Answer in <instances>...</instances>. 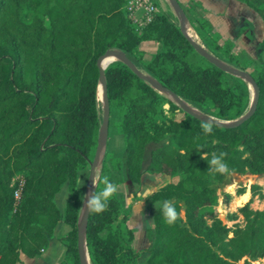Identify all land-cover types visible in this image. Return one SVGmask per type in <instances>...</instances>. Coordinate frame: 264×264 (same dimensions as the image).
Returning <instances> with one entry per match:
<instances>
[{
  "label": "trees",
  "instance_id": "1",
  "mask_svg": "<svg viewBox=\"0 0 264 264\" xmlns=\"http://www.w3.org/2000/svg\"><path fill=\"white\" fill-rule=\"evenodd\" d=\"M234 1L261 21L256 56L242 64L226 39L201 37L222 61L243 71L250 67L246 72L258 96L253 113L238 126L213 125L212 134L205 135L202 122L122 62L103 69L109 113L116 115L112 126L122 135L123 154L117 158L104 152L100 172L108 163L128 183L139 187L147 174L159 184L142 198L150 223L140 250L134 247L129 216L121 212L115 196L105 212H88L84 242L89 264H137L140 255L143 264H261L264 209L250 205L254 197L264 199L260 186L248 185L249 197L225 213L226 222L216 211L219 197L228 204L233 195H245L246 186L240 184L233 195L216 194L227 175H264V0ZM124 3L0 0V264H17L20 253L39 254L60 221L70 227L60 238L62 262L79 264L76 173L88 168L96 146V59L105 50H120L136 68L216 119L231 120L246 110V93L225 76L234 83L238 78L199 56L169 14L156 12L138 30ZM144 41L154 42L157 49L141 63L138 46ZM220 152L227 153L226 174L208 170L212 154ZM64 183L68 195L60 211L54 195ZM103 187L98 182L94 193ZM164 200L183 213L172 226L164 222Z\"/></svg>",
  "mask_w": 264,
  "mask_h": 264
},
{
  "label": "rangeland",
  "instance_id": "2",
  "mask_svg": "<svg viewBox=\"0 0 264 264\" xmlns=\"http://www.w3.org/2000/svg\"><path fill=\"white\" fill-rule=\"evenodd\" d=\"M152 1L155 3L157 11L166 12L170 15L171 19L178 24V20L167 0ZM177 2L185 14L188 32L192 35L193 39L208 52L212 53L206 47L201 35H211L213 37L226 39V41L233 45L235 55L242 64H244L246 58L256 56L258 42L262 35V24L258 16L244 4L234 0H177ZM212 54L221 59L218 53ZM139 70L143 72L142 67H140ZM245 70L248 72L250 67L247 66ZM225 79L230 85L232 83L237 85V90L239 92L246 93L248 106L251 97V87L249 83L240 78H238L239 81L235 83L231 81L228 76H225ZM110 132L111 131L109 130L108 138L111 137ZM114 133L119 136L116 131ZM97 170L98 167L96 168V173L98 175ZM147 181H149L151 185H153V183H155L154 185L159 184V181L152 176L149 178L147 177ZM251 183H256L261 189H264V175H227L223 179V182L217 186L216 194L220 195V193L224 191L233 194L234 188L238 184L245 185L246 189H248V185ZM61 192L63 194H66L67 192L65 183L63 184ZM245 197V195L238 197L237 200H235L236 206L239 205L237 201H242ZM232 203L229 207L231 206V208H235ZM259 203L260 202H258V204ZM262 208L264 209V205ZM216 211L218 218L225 222L226 209L221 204L217 203ZM133 222L136 224L133 226V229L136 231V243L139 246V244H142V240L145 242V228L149 225L150 218L148 215H145L144 217L139 215ZM258 262L263 264L264 258L258 260Z\"/></svg>",
  "mask_w": 264,
  "mask_h": 264
},
{
  "label": "water",
  "instance_id": "3",
  "mask_svg": "<svg viewBox=\"0 0 264 264\" xmlns=\"http://www.w3.org/2000/svg\"><path fill=\"white\" fill-rule=\"evenodd\" d=\"M167 1L178 20V27L180 32L182 33L186 41L190 44V46L193 48V50L199 56L203 57L208 63L212 64L222 72L240 78L242 80H246L249 83L251 87V97L247 109L241 115L231 120L216 119L210 115L200 112L194 107H191L183 99L179 98L170 90L166 89L161 84H159L154 78H152L148 74L136 68L130 62V60L125 56V54L120 50L118 49L105 50V52L96 59V66L98 68V77L96 84V100L99 102V107H100V124L97 130L96 146L93 153V157L89 161V165H88L89 173H88L87 186L84 197L91 196L94 193V185H93L92 177L95 175L96 168L100 166L102 155L104 153L103 150L107 135L109 107H108V99L106 95V83L104 79L103 69L111 62L120 61L123 64H125L136 76L144 80L151 88L156 90L158 93L165 95L169 100L173 101L182 111H184L186 114H188L189 116H191L192 118H194L199 122L202 123L209 122L212 125H216L219 127L233 128L238 126L244 120H246L254 111L258 96V89L251 76L246 71L233 67L232 65H229L226 62L222 61L221 59L215 57L212 53L208 52L196 41L191 39L184 30V26L186 24V17L182 8L178 4L177 0H167ZM111 58L114 59L110 61L108 64H106L104 67H102L104 61L107 59L110 60ZM232 175L238 176L234 173H232ZM81 208L79 210V214L76 222V252H77L79 264H89L85 242H84V232H85L88 210L87 208H85L84 211H82Z\"/></svg>",
  "mask_w": 264,
  "mask_h": 264
},
{
  "label": "crops",
  "instance_id": "4",
  "mask_svg": "<svg viewBox=\"0 0 264 264\" xmlns=\"http://www.w3.org/2000/svg\"><path fill=\"white\" fill-rule=\"evenodd\" d=\"M138 48L139 50L143 52L141 63H144L145 61H147L149 56L157 49V45L152 41H144L139 44ZM98 106H99V102H98ZM115 117L116 115L114 111H111L108 114L107 135H106V141L104 144L103 151L111 154L113 157L121 158L123 154V139H122V135L115 129V127L112 126V122L115 119ZM109 130L111 131L110 138H108ZM115 131L119 134V136L114 133ZM97 171H98V176L100 175L108 176L110 177L113 183H116L118 185V192L115 195V197L120 201L121 212L126 213L129 216L128 221H127L128 225L134 228L133 226L136 224H134L133 221L139 215L143 217L146 215V207L139 193L143 191L144 187L151 185L150 182L147 181V177L149 178L150 176L147 174H144L142 183L138 187L132 183H128L124 181V179L122 178V175H120L121 172L119 170L112 169L108 163H107V169L105 171L100 172V166L98 167ZM88 173H89L88 168L79 170L76 173V187L79 190L78 202H79L80 208L82 207L83 197L86 191ZM154 184L155 183H153V185ZM156 186L157 185H154L153 188ZM62 187H63V184L60 186L59 190L54 195V201H56L55 202L56 206L58 207L60 211L63 209L66 197L68 195L67 186H66V190H67L66 194H63L61 192ZM261 191L262 193H264V189H261ZM243 194L246 195V198L244 199L245 201L249 197L248 189H246ZM239 196L241 197V195H238V196L233 195L230 201L228 202V204L221 203L220 197H219L217 203L221 204L226 209V212L233 211L235 208H231V206L229 207V205H231V203L233 202L232 203V205L234 204L233 207H236L235 200H237ZM242 201H237V203L239 204ZM258 202L260 203L258 204ZM250 205L253 208L263 209L262 207L264 205V199L253 198ZM227 224H230V222H227ZM68 229H70V227L66 223L62 221L58 222L56 227L54 228L52 236L47 240L46 245L40 251V253L33 257H27L24 254L20 253L18 256L19 262L17 264H65L64 262H62L65 247L62 244L60 238L67 234V232L69 231ZM134 233L136 234L135 229H134ZM144 246H145V242H143V240H142V244L141 245L139 244L138 246L136 243V237L134 238V247L137 250L142 249ZM143 262H144V255L138 256L136 263L143 264Z\"/></svg>",
  "mask_w": 264,
  "mask_h": 264
},
{
  "label": "clouds",
  "instance_id": "5",
  "mask_svg": "<svg viewBox=\"0 0 264 264\" xmlns=\"http://www.w3.org/2000/svg\"><path fill=\"white\" fill-rule=\"evenodd\" d=\"M202 130L205 135H210L213 132V125L209 122L202 123ZM226 152H220L219 154L213 153L211 160L208 162V170L212 173L226 174L230 170L227 163L225 162ZM93 185L96 187L98 182L103 183V190L100 192H95L91 196L83 197V207L84 211L87 208L89 213L100 214L107 210L109 201L118 192V185L113 183L107 176L100 177L95 171V175L92 177ZM153 186L144 187L143 191L139 195L145 200L149 195L152 194ZM161 211L164 217V222L172 226L179 219H181L183 213L178 212L176 206L170 200H164L161 204ZM67 228V226H66ZM70 230V229H68Z\"/></svg>",
  "mask_w": 264,
  "mask_h": 264
},
{
  "label": "built area",
  "instance_id": "6",
  "mask_svg": "<svg viewBox=\"0 0 264 264\" xmlns=\"http://www.w3.org/2000/svg\"><path fill=\"white\" fill-rule=\"evenodd\" d=\"M123 9L138 30L147 24L158 12L152 0H125ZM17 194L18 191H15L14 196L17 197Z\"/></svg>",
  "mask_w": 264,
  "mask_h": 264
},
{
  "label": "bare ground",
  "instance_id": "7",
  "mask_svg": "<svg viewBox=\"0 0 264 264\" xmlns=\"http://www.w3.org/2000/svg\"><path fill=\"white\" fill-rule=\"evenodd\" d=\"M191 27V26H190ZM192 29V28H191ZM184 30H185V32H186V34L191 38V39H193V37H192V35L188 32V25L187 24H185V26H184ZM196 36V35H195ZM194 40V39H193ZM195 41V40H194ZM114 58H111L110 60H105L104 61V63L102 64V67H104L106 64H108L110 61H112Z\"/></svg>",
  "mask_w": 264,
  "mask_h": 264
}]
</instances>
